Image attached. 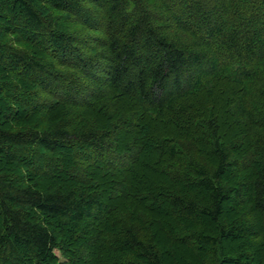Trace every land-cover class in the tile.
Wrapping results in <instances>:
<instances>
[{
  "label": "trees",
  "instance_id": "16d2710c",
  "mask_svg": "<svg viewBox=\"0 0 264 264\" xmlns=\"http://www.w3.org/2000/svg\"><path fill=\"white\" fill-rule=\"evenodd\" d=\"M0 16V264H166L160 237L203 248L198 264H264V246L225 252L264 237V0H0ZM223 84L230 142L196 102ZM184 124L200 160L166 142ZM149 128L160 183L141 192L119 176L142 147L120 141ZM159 200L174 230L152 221Z\"/></svg>",
  "mask_w": 264,
  "mask_h": 264
},
{
  "label": "rangeland",
  "instance_id": "374dc122",
  "mask_svg": "<svg viewBox=\"0 0 264 264\" xmlns=\"http://www.w3.org/2000/svg\"><path fill=\"white\" fill-rule=\"evenodd\" d=\"M0 23L1 24L5 23V20L1 16H0ZM237 94H238L237 89L234 86L223 84L221 89L218 90L214 95L210 97L205 96V97H202L196 100V102H198L200 105L202 104L204 106H206L207 104L209 106L212 105L214 107L213 111H216V109L217 111H219L220 120L222 123V132H221L222 138H224V140L228 142L234 141L236 140V138L239 139L241 136H243V133H244L243 128L239 125V123H237V121L234 119L232 114L229 111L227 112L229 105L234 101V98ZM144 123L147 126L148 123L146 121ZM184 125L185 126L183 127L186 130L181 129L182 132L178 131V129L176 128H175L176 130H173L172 128H168V129H171L170 133H175V134L174 136L167 137L166 142L172 148L173 146H175L174 142L178 141V139L181 138L182 139L181 147H183L182 150L185 152L184 154L192 160H200L202 159L201 156L199 155V153L201 152V148L199 149V147L196 146V143L193 140H190L193 137L194 131L193 130L188 131L187 125L186 124ZM145 129H147V127ZM150 129L151 128H149L148 130H143L138 135L137 134H126L121 137V141H120L121 147L122 148L126 147L125 149H129L127 145H132L133 147H142V160H141L142 162L135 167L134 172L119 176L120 179L125 178V180H127L128 183L132 184L136 190L138 189L140 191L141 189V192L142 191L144 192V189H146L145 186H147L148 188L149 187L154 188L157 186L158 183H160L159 176L154 175L152 173V171L154 170L151 171V169H153V166H155L156 161L158 160V156L155 152L159 148L153 149L154 146L158 145V142L155 141V139L152 140L150 138L152 134L154 135V133L150 131ZM180 132L183 135L180 136L179 135ZM240 143H242L243 146L237 155H239L240 158L245 159L247 155L246 147L248 144L245 139L244 140L242 139ZM250 173L251 171L248 174ZM98 180L100 181V183L105 182L107 184L105 187L104 193L106 194V197L110 198L112 195V188H111L112 185L111 184L113 182H111V179L107 177L105 174L104 175L100 174L98 176ZM232 181H235V180L233 179ZM188 190L192 191L193 188H189ZM160 202L162 203V201L159 200L156 203V205H158V203L161 204ZM160 208L161 209L159 210L156 209L155 211H152V212H149L146 210L145 211L149 212V214L152 217V221L155 223V225L163 224L166 226V229L174 230V226H175L174 220L171 217L169 210L163 204H161ZM123 209L126 212H128L129 211L128 205L123 207L121 211H123ZM248 210H249L248 207H246L241 212H232L229 209L228 213L225 214L224 217L222 218V222L223 223L226 221L231 222L241 217L244 218L247 216L246 214ZM156 232L157 234L161 232L160 228H157ZM91 235L87 234L86 239L87 240L90 239ZM159 240L161 243L160 245L163 251V255L165 256V259H166V264H198L199 255L200 256L202 254L204 256L206 255L204 253V250H202L203 248H196L198 250L196 252L194 251L195 253H192V252H189L187 249L184 250V248H179V246L172 247V244L168 243L167 240H165L163 237H160ZM81 244H82V240L78 239L76 242L72 244L71 246L72 250H77V248ZM261 246H264V237L262 238L259 244H255L254 246L253 244L250 245V243L248 244L247 242H238V243L229 244L228 246H226L225 252L231 257L238 256L239 254H242V253L248 254V255L254 254L255 257H258V254L261 250ZM56 254L60 261L66 260V258L62 255L60 251H57ZM208 256L209 255H207V257ZM106 258L108 261L110 259L115 260L113 253L109 255L107 254ZM74 264H99V263L97 262V259H93V260L82 261V262H78Z\"/></svg>",
  "mask_w": 264,
  "mask_h": 264
}]
</instances>
